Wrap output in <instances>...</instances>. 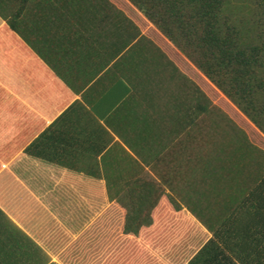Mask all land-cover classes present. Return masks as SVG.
Segmentation results:
<instances>
[{"label": "crops", "instance_id": "obj_1", "mask_svg": "<svg viewBox=\"0 0 264 264\" xmlns=\"http://www.w3.org/2000/svg\"><path fill=\"white\" fill-rule=\"evenodd\" d=\"M107 2H35V52L0 17V264H264L262 169L212 152L200 167V90L216 106L214 91ZM133 153L159 158L172 198L126 233L109 191L135 183Z\"/></svg>", "mask_w": 264, "mask_h": 264}, {"label": "trees", "instance_id": "obj_2", "mask_svg": "<svg viewBox=\"0 0 264 264\" xmlns=\"http://www.w3.org/2000/svg\"><path fill=\"white\" fill-rule=\"evenodd\" d=\"M82 1L0 0V17L35 52V2L79 6ZM122 1L151 24L176 54L190 62L206 85L209 83L216 88L232 105L229 109L233 115L239 116L238 112L248 121L245 133L230 115L218 106H212L200 90V153L197 158L200 167L213 160L216 167L228 166L233 170L257 167L262 172L256 180L264 186V147L257 148L247 137L250 130H256L264 138V0H250L260 16L251 35L238 25L237 6L230 8L232 2L240 0ZM24 152L35 157V140ZM211 152L216 154L215 159L208 160L206 153ZM133 154L140 167L135 183L115 196L109 191V198L116 200L126 211V233H137L141 226L151 223V212L167 190L172 198L171 179L159 172V158L145 153ZM261 197L264 199V188ZM171 202L174 208H179L173 200Z\"/></svg>", "mask_w": 264, "mask_h": 264}, {"label": "rangeland", "instance_id": "obj_3", "mask_svg": "<svg viewBox=\"0 0 264 264\" xmlns=\"http://www.w3.org/2000/svg\"><path fill=\"white\" fill-rule=\"evenodd\" d=\"M235 7L237 8L236 16L239 19L238 25L240 29H242L248 35L253 34V32L255 31L254 26L258 24L257 19H259L260 16L257 15V10H255L252 2L250 0H240V1H236V3L232 2L230 4V8L235 9ZM224 12H226V7L224 9ZM234 17H235V14H234ZM201 79H203L202 76H201ZM207 84L209 88L214 91L213 99H214L215 105L218 106L220 109H222L227 115H230V118L233 120L236 126L242 129L246 133L247 126H249L248 121L243 119L242 116L238 112L236 113L239 116L233 115L229 109V107L232 108V105L219 92H217L216 88H214L209 83ZM209 94H210L209 97L212 99L211 93ZM247 134H248L247 137L249 141L254 146H257V148L264 147V138L256 130L254 131L250 130V133H247Z\"/></svg>", "mask_w": 264, "mask_h": 264}]
</instances>
